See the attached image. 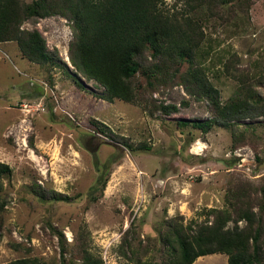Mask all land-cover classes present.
<instances>
[{"label": "rangeland", "instance_id": "obj_1", "mask_svg": "<svg viewBox=\"0 0 264 264\" xmlns=\"http://www.w3.org/2000/svg\"><path fill=\"white\" fill-rule=\"evenodd\" d=\"M165 5L183 7L176 0ZM204 23L209 54L202 62L222 102L240 95L238 77L247 75L264 96V0L229 24ZM23 27L38 29L58 56L39 65L23 58L15 41L0 43V163L12 169L0 191V264L24 258L84 264L83 247L104 264H135L138 258L160 264L167 219L205 222L210 209H230L231 181L262 183L264 116L213 126L203 140L193 124L211 117L207 103L178 82L158 85L149 96L179 106L169 115L101 99L103 88L78 75L69 60L73 35L66 18H34ZM123 143L151 150L129 151ZM108 162L106 188L91 202L89 191ZM41 189L74 200L42 201ZM227 263V255L216 253L193 264Z\"/></svg>", "mask_w": 264, "mask_h": 264}, {"label": "trees", "instance_id": "obj_2", "mask_svg": "<svg viewBox=\"0 0 264 264\" xmlns=\"http://www.w3.org/2000/svg\"><path fill=\"white\" fill-rule=\"evenodd\" d=\"M254 1L176 0L183 7L169 9L165 0H0V43L15 41L23 58L39 65L53 64L57 50L48 51L42 33L23 25L34 18L61 15L72 29L69 60L78 75L103 88L101 99L138 104L151 116L157 112L169 115L179 106L158 103L149 96L158 85L178 82L188 95L207 103L211 117L193 124L206 140L213 126L227 127L264 116V96L249 75L238 77L240 95L223 103L202 62L209 54L203 48L207 38L204 21L229 24L239 14L248 16ZM75 80L82 87L80 77ZM99 131L105 133L102 128ZM123 144L129 151L151 150L144 143L136 148ZM111 165L105 163L100 169L98 186L89 191L91 202L105 190ZM11 174V167L0 163V191L2 179ZM237 180L229 184L230 209L212 208L207 212L209 220L202 223L184 224L183 216L165 221L160 264H193L201 256L216 253L227 255V264H264V177L260 184ZM37 196L42 201L74 200L44 189ZM78 253L84 264H104L85 247ZM9 264H36V260L24 258ZM135 264L145 263L138 258Z\"/></svg>", "mask_w": 264, "mask_h": 264}]
</instances>
